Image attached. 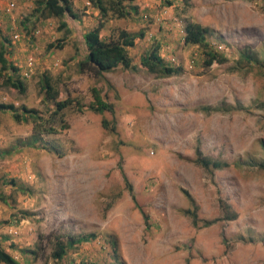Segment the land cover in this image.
I'll use <instances>...</instances> for the list:
<instances>
[{
    "label": "rangeland",
    "instance_id": "374dc122",
    "mask_svg": "<svg viewBox=\"0 0 264 264\" xmlns=\"http://www.w3.org/2000/svg\"><path fill=\"white\" fill-rule=\"evenodd\" d=\"M43 2L0 0V47L6 39L25 83L19 95L0 76V104L39 116L0 112V246L16 264H264V0L125 1L127 18L108 16L100 35L142 32L128 49L134 68L100 77L77 69L98 11L72 0L77 18L59 20ZM187 22L208 29L224 63L205 67L202 48L184 44ZM64 38L62 49L47 48ZM154 47L178 75L140 66ZM43 75L83 112L53 115ZM91 87L112 112L87 109ZM197 150L224 166L204 169ZM88 234L52 257L55 242Z\"/></svg>",
    "mask_w": 264,
    "mask_h": 264
},
{
    "label": "trees",
    "instance_id": "16d2710c",
    "mask_svg": "<svg viewBox=\"0 0 264 264\" xmlns=\"http://www.w3.org/2000/svg\"><path fill=\"white\" fill-rule=\"evenodd\" d=\"M125 1L131 0H87V2L96 9L100 15L98 24L84 34L83 39L86 46L85 57L77 63V69L79 73H88L94 77H100L103 73H108L113 71L118 67L124 69H133L131 59L128 56V49L134 46V41L137 38H142L143 33L130 34L126 31H120L116 39H103L100 35L101 30L105 26V19L108 16L115 18H127L130 11L124 5ZM44 9L48 16L55 17L61 20L64 15H68L73 19L77 18V13L74 10L72 0H44ZM136 11V8H132ZM67 24L63 21L59 23V29H65L66 36L69 31L66 30ZM209 34L208 29L202 27L198 23L187 22L184 27V44L198 46L202 48L204 60L203 64L205 67H209L215 62L224 63L226 58L223 55L218 54L210 48L207 43V35ZM64 39L51 43L47 46L48 49H62L64 47ZM4 44L6 39L3 40ZM2 44L0 47V76L3 83L12 89H14L19 95L25 93V83L19 75V69L12 65L6 58V48ZM241 56H247L243 53ZM140 66L145 69L148 73L156 75L157 77H171L178 75L181 72L180 67H174L163 61L158 55V48L154 47L150 52L143 56L140 60ZM41 89L45 97L52 99L55 102V111L53 115L59 114L61 111L74 106L78 112H83L84 106L79 100H72L70 98H65L63 100L58 99V92L52 87L51 80L48 76L43 75L41 77ZM90 93L93 101L87 106L90 111L102 114L105 111L112 112L113 106L107 103L102 97L100 91L95 88H90ZM9 111L12 113L13 118L16 121H26L27 116H33L39 119V116L34 110L22 107L19 113L14 105L11 104H0V112ZM27 115V116H26ZM28 117V118H29ZM101 126L103 129H108L109 125L106 120L101 121ZM63 128H66L65 126ZM115 126H110V130H114ZM47 132H55L53 128H49ZM197 158L195 162L199 164L204 169L208 168H222L224 163L218 160L207 159L202 157L199 151H196ZM258 167L264 170V162L259 163ZM124 182L128 192L131 194V198L134 201V196L132 194V188L124 177ZM187 199L193 203V200L187 192H184ZM187 213L192 217V224L196 225L197 216L194 211H187ZM145 222V229L148 228L147 216L143 215ZM215 221H205L202 222V227H208L214 224ZM93 234L82 235L78 239L69 238L65 244L61 241L55 242L54 251L52 257L56 260H60L66 253L68 247H72L76 243L87 242L91 240ZM114 245V244H113ZM0 264H16L15 259L0 246Z\"/></svg>",
    "mask_w": 264,
    "mask_h": 264
}]
</instances>
